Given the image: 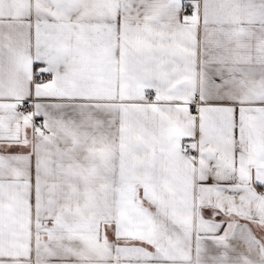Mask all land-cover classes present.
Wrapping results in <instances>:
<instances>
[{
	"label": "snow or ice",
	"instance_id": "obj_1",
	"mask_svg": "<svg viewBox=\"0 0 264 264\" xmlns=\"http://www.w3.org/2000/svg\"><path fill=\"white\" fill-rule=\"evenodd\" d=\"M0 264H264V0H0Z\"/></svg>",
	"mask_w": 264,
	"mask_h": 264
}]
</instances>
